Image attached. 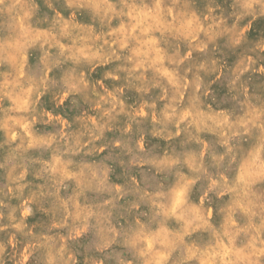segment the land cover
<instances>
[{"label": "rangeland", "instance_id": "obj_1", "mask_svg": "<svg viewBox=\"0 0 264 264\" xmlns=\"http://www.w3.org/2000/svg\"><path fill=\"white\" fill-rule=\"evenodd\" d=\"M0 264H264V0H0Z\"/></svg>", "mask_w": 264, "mask_h": 264}, {"label": "bare ground", "instance_id": "obj_2", "mask_svg": "<svg viewBox=\"0 0 264 264\" xmlns=\"http://www.w3.org/2000/svg\"><path fill=\"white\" fill-rule=\"evenodd\" d=\"M180 4V3H179ZM213 4V3H212ZM148 5V4H147ZM133 9V8H132ZM130 11V10H129ZM177 11V10H176ZM132 13V12H131ZM148 13V12H147ZM170 15V14H169ZM214 16V15H213ZM134 17V16H133ZM171 18V17H170ZM186 18V17H185ZM190 20V19H189ZM5 24V23H4ZM98 27V26H97ZM211 28V27H210ZM237 29V28H236ZM54 36V35H53ZM173 36V35H172ZM234 39V38H233ZM121 43V42H120ZM60 44V43H59ZM83 44V43H82ZM184 45V44H183ZM63 49V48H62ZM83 49V48H82ZM77 54V53H76ZM81 54V53H80ZM82 55V54H81ZM153 59V58H152ZM14 68V67H13ZM41 80V79H40ZM20 89V88H19ZM168 90V89H167ZM15 91V90H14ZM174 93V92H173ZM24 95V94H23ZM12 96V95H11ZM184 96V95H183ZM156 97V96H155ZM9 100V99H8ZM187 107V106H186ZM10 108V107H9ZM47 115V114H46ZM202 115V114H201ZM198 128V127H197ZM2 134V133H1ZM30 136V135H29ZM256 142V141H255ZM203 144V143H202ZM12 147V146H11ZM259 155V154H258ZM263 158V157H262ZM240 166V165H239ZM235 175V174H234ZM258 175V174H257ZM261 177V176H260ZM240 189V188H239ZM176 193V192H175ZM179 196V195H178ZM182 197V196H181ZM180 197V198H181ZM240 197V196H239ZM242 197V196H241ZM247 202V201H246ZM213 205V204H212ZM185 206V205H184ZM31 213V212H30ZM228 215V214H227ZM225 217V216H224ZM231 219V218H230ZM172 220V219H171ZM248 222V221H247ZM256 222V221H255ZM189 228V227H188ZM191 230V229H190ZM252 233V232H251ZM175 235V234H174ZM143 239V238H142ZM248 243V242H247ZM263 243V242H262ZM254 244V242H253ZM242 245V244H241ZM251 245V244H249ZM262 246V245H261ZM157 249V248H156ZM257 249V248H256ZM240 251V250H239ZM188 254V253H187ZM190 255V254H189ZM211 256V255H210ZM257 256V255H256ZM243 260V259H242ZM223 261V260H222ZM238 262V261H237Z\"/></svg>", "mask_w": 264, "mask_h": 264}]
</instances>
